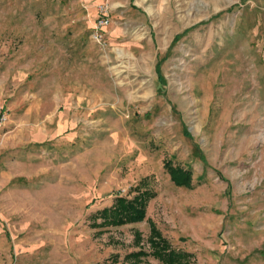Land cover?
Instances as JSON below:
<instances>
[{"label":"rangeland","instance_id":"rangeland-1","mask_svg":"<svg viewBox=\"0 0 264 264\" xmlns=\"http://www.w3.org/2000/svg\"><path fill=\"white\" fill-rule=\"evenodd\" d=\"M0 111V264H264V0H0Z\"/></svg>","mask_w":264,"mask_h":264},{"label":"trees","instance_id":"trees-1","mask_svg":"<svg viewBox=\"0 0 264 264\" xmlns=\"http://www.w3.org/2000/svg\"><path fill=\"white\" fill-rule=\"evenodd\" d=\"M164 167L174 184L190 186L191 173L189 171L173 166L170 161H166ZM152 196L153 193L148 189L138 190L131 199L117 195L111 206L104 207L98 212L97 217L101 218V222L97 224L118 226L142 221L146 215L147 201ZM137 235V239H139V234ZM147 241L149 243V252L143 248L131 251L124 257L125 264H145L142 258L148 254L158 259L161 264H190L189 254L174 249L153 223L150 224V233Z\"/></svg>","mask_w":264,"mask_h":264},{"label":"built area","instance_id":"built-area-1","mask_svg":"<svg viewBox=\"0 0 264 264\" xmlns=\"http://www.w3.org/2000/svg\"><path fill=\"white\" fill-rule=\"evenodd\" d=\"M107 8L106 6H100L99 8V15H98V18H97V22H96V29H97V32L94 34V39L97 40V41H100V39L102 38V35L99 33V30L100 28H102V26H105L108 22V19H107ZM0 114H1V111H0ZM2 116H0V120H3L4 119V116L3 114H1Z\"/></svg>","mask_w":264,"mask_h":264}]
</instances>
